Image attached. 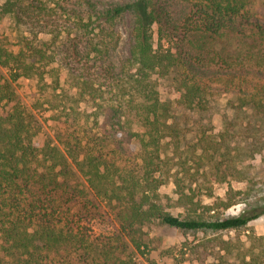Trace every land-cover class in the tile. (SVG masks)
I'll return each mask as SVG.
<instances>
[{"label": "trees", "instance_id": "obj_1", "mask_svg": "<svg viewBox=\"0 0 264 264\" xmlns=\"http://www.w3.org/2000/svg\"><path fill=\"white\" fill-rule=\"evenodd\" d=\"M191 1L198 3L201 11L192 33L202 32L203 38L214 36L215 41L249 16L248 6L253 2ZM14 7L12 0H6L0 7V19L11 16ZM126 14L134 17L136 67L128 75L131 90L123 95L120 104L99 106L102 113L96 121L99 127L126 141H138L142 154L138 170L121 172L112 168L104 153L87 143L62 147L51 140L37 142L33 116L22 107L12 83L34 76L46 80L49 75L57 81L60 77L55 70H45L49 61L44 62L43 48L28 46V51L23 48L14 52L0 45V236L6 254L15 264H44L45 253L59 248L88 251L87 240L76 232L71 221L57 218L50 208L56 198L72 199L81 194V178L97 196L121 206L123 230L138 251L147 246L139 236L142 228L155 221L186 232H210L188 248L199 264H207L217 249L232 253L231 242L218 233L247 227L264 214V204L239 215L219 214L245 195L229 183L240 179L238 163L256 154L264 157V92L229 99L223 130L213 134L212 128L191 117L194 113L201 117L217 107L202 84L176 78V105L160 96L154 75H169L179 61L174 46L165 47L166 33L162 28L158 41L154 40L157 16L152 0H130L99 9L85 26L97 21L104 30L106 24ZM88 31L90 44L98 53L102 42L97 39L105 34L92 28L91 33ZM261 55L264 57V52ZM36 56L40 57L38 62ZM257 63L264 66V60ZM83 82L88 88L90 83ZM78 94L81 101L87 102L92 95L82 90ZM130 116L134 121H128ZM222 182L229 183L225 196L204 202L202 197L214 198L213 185ZM169 184L173 185L172 194H162L160 188ZM41 196L45 197L36 199ZM170 202L182 212L169 211ZM254 260L251 255L247 264Z\"/></svg>", "mask_w": 264, "mask_h": 264}, {"label": "rangeland", "instance_id": "obj_2", "mask_svg": "<svg viewBox=\"0 0 264 264\" xmlns=\"http://www.w3.org/2000/svg\"><path fill=\"white\" fill-rule=\"evenodd\" d=\"M5 1L0 0V7ZM12 1L14 13L0 19V45L14 52L23 48L28 51V46L43 48L46 52L44 62L49 61L45 70H55L60 77L57 81L49 75L46 80L34 76L12 83L22 107L33 116L32 129L37 132V142L51 140L62 147L68 143L70 146L87 143L90 148L102 151L112 168L121 172L138 170L142 158L138 141H126L99 127L96 121L97 115L102 113L99 106L120 104L123 95L131 90L128 75L136 67L132 35L134 17L126 14L106 24L104 30L97 21L85 26L91 23L90 16L95 18L99 9L130 0ZM152 6L157 16L153 26L154 40L158 41L162 28L166 33L165 47L174 46L179 61L169 75H154L160 96L176 105L179 97L176 78L202 84L217 107L201 117L195 113L191 117L212 128L213 134L222 132L223 114L229 111V99L238 94L264 92V66L257 63L264 60L261 55L264 52V0H253L248 6L249 16L242 18L217 41L210 35L203 38L202 32L200 35L192 33L201 12L195 1L152 0ZM91 28L105 34L97 39L102 42L98 53L88 39ZM35 58L38 62L40 57ZM1 72L5 73L2 68ZM83 81L90 83L88 88L85 89ZM81 90L91 92L90 101H81L78 94ZM128 121H134L133 117H128ZM237 166L242 170L240 179H231L229 183L243 190L245 195L239 203L219 211L222 217L239 215L264 204L263 155L256 154ZM229 183H215L214 198L203 196V201L210 203L215 198H223ZM78 186L83 190L81 194L72 199L56 198L50 208L57 218L71 221L76 232L87 240L88 251L51 250L45 253L44 264H199L188 248L205 239L210 232H186L155 221L142 228L139 236L147 246L138 251L123 230L121 206L97 196L84 178ZM172 188L169 184L161 187L160 192L171 195ZM172 204L167 205L169 211L182 212V208ZM218 235L231 242L232 253L217 249L207 264H247L251 255L255 258L251 264H264V214L247 227ZM4 248L0 236V264H15Z\"/></svg>", "mask_w": 264, "mask_h": 264}]
</instances>
